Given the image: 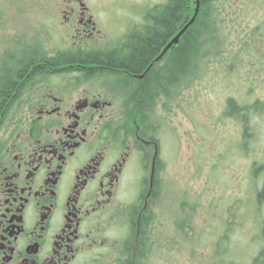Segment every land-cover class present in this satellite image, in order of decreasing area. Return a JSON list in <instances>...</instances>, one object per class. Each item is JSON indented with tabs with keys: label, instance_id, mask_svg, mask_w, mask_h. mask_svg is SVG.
Instances as JSON below:
<instances>
[{
	"label": "flooded vegetation",
	"instance_id": "1",
	"mask_svg": "<svg viewBox=\"0 0 264 264\" xmlns=\"http://www.w3.org/2000/svg\"><path fill=\"white\" fill-rule=\"evenodd\" d=\"M170 1H40L47 3L45 16L63 29L53 38L70 39L71 46L30 49L37 60L9 98L25 102L8 121L11 111L0 112V264H154L163 225L150 220L160 210L165 165L162 129L150 117L158 100L177 89L160 93L149 114L141 116L131 115L126 106L122 111L116 102H132L126 77L143 79L169 65L202 0H190L187 18L170 37H179L177 44L166 54L162 47L144 74L108 70L102 58L91 63L85 57L124 50L128 38L143 32L153 12ZM215 1L204 6L209 37ZM132 2L143 6L140 28L109 33L102 21L105 8L113 5L118 15ZM147 5L157 8L149 12ZM228 7L230 12H259L238 19L248 38L257 32L254 48L264 55V0H233ZM33 74L38 77L29 80Z\"/></svg>",
	"mask_w": 264,
	"mask_h": 264
},
{
	"label": "rangeland",
	"instance_id": "2",
	"mask_svg": "<svg viewBox=\"0 0 264 264\" xmlns=\"http://www.w3.org/2000/svg\"><path fill=\"white\" fill-rule=\"evenodd\" d=\"M40 1L0 0V61L10 64L7 55L17 56L27 45L43 52L71 46L70 39L53 38L63 29L45 16L47 3ZM231 1L213 3L219 37L216 46L209 40L203 49L199 78L155 105L165 175L160 210L150 220L163 225L154 264H248L264 245V203L255 199L264 186V171L254 173V164L264 161V55L254 48L257 32L248 38L238 19L259 12H230ZM130 5L118 15L113 5L105 8L102 21L109 33L125 35L130 27L140 28L143 6ZM156 8L148 6L149 12ZM4 67L0 62V71ZM233 101L251 111L252 144L243 145L241 116L228 112ZM116 105L125 108V102Z\"/></svg>",
	"mask_w": 264,
	"mask_h": 264
},
{
	"label": "trees",
	"instance_id": "3",
	"mask_svg": "<svg viewBox=\"0 0 264 264\" xmlns=\"http://www.w3.org/2000/svg\"><path fill=\"white\" fill-rule=\"evenodd\" d=\"M206 1H201V11L199 10L196 15L194 24L192 26L190 25L191 28L181 38L179 46L172 50L171 55L168 54L170 58L168 61L169 65L161 73L155 74L151 70L148 75L139 80L126 77V83L129 84L128 86L133 91L132 102L125 104L127 112L128 108H132L130 111L131 115L135 113H138L140 116L143 113L149 114L150 110L153 109L155 98L160 93L165 92L168 94L169 90L172 93L174 88H183L188 86L193 79L199 78L206 56L203 49L209 40L213 42V46H216L215 44L219 37V29L215 15L212 20V36L209 37L205 33L204 6ZM189 2L190 0H171L167 5L153 12L150 16L149 25L143 29V32L134 34L128 38L123 48L124 50L110 53L105 58L99 55H88L85 57V62L97 63L102 58L103 62L107 64L106 66L111 68L108 70L127 72L131 76L143 74L148 65L158 56L162 47L166 46L177 24L182 22L184 18H187L185 16L188 13ZM27 46L17 56L7 55L10 60L7 59L6 61L11 62L10 64L0 61L5 64V67L0 71V76H3L0 81V112L2 109L7 108V111H11V114H15L20 109L22 101L9 102V98L15 91L18 83L25 79L29 73V64L37 60L36 53L29 49L32 46ZM62 59L71 60V57L70 55H64ZM38 72L39 69H36L34 74ZM87 73L89 74L91 71ZM34 74L29 76V80L38 77ZM235 105L234 101L228 104V112L234 116L235 114L241 116L245 122L243 145L252 144L253 127L249 131L247 126V115L251 111L245 110V112L235 113L231 109ZM254 108L258 109V112L263 110L262 106H255ZM14 117L15 115L5 117V121L13 119ZM150 119L153 122H157L153 112ZM255 196L259 205L264 203V186ZM248 264H264V245L258 254L252 257V260Z\"/></svg>",
	"mask_w": 264,
	"mask_h": 264
},
{
	"label": "bare ground",
	"instance_id": "4",
	"mask_svg": "<svg viewBox=\"0 0 264 264\" xmlns=\"http://www.w3.org/2000/svg\"><path fill=\"white\" fill-rule=\"evenodd\" d=\"M190 23V22H189ZM173 40H170L169 39V41H168V43L166 44V46H165V48H166V52H165V54L166 53H168V51L170 50V49H172L173 47H175V45L177 44H172L171 46H169L170 45V43L172 42ZM18 66V65H17ZM144 74V73H143ZM2 78H3V76H0V81L2 80ZM231 109H232V111H235V113H238V112H245V110L247 111V110H249V108L247 107V106H239V105H235V106H233V107H231ZM251 110V109H250ZM255 174L257 173H260L261 172V170L262 171H264V161L262 162V163H260V164H258V163H255ZM256 174V175H257ZM256 195H257V193H256Z\"/></svg>",
	"mask_w": 264,
	"mask_h": 264
},
{
	"label": "water",
	"instance_id": "5",
	"mask_svg": "<svg viewBox=\"0 0 264 264\" xmlns=\"http://www.w3.org/2000/svg\"><path fill=\"white\" fill-rule=\"evenodd\" d=\"M198 8H199V1H198ZM198 8H197V10H196V14H197L198 11H199ZM194 19H195V18H193L192 21L189 23L190 25L193 23ZM189 24H188V26H189ZM178 38H179V37L175 38V39L170 43L169 46H171L173 43H174V44L177 43Z\"/></svg>",
	"mask_w": 264,
	"mask_h": 264
}]
</instances>
